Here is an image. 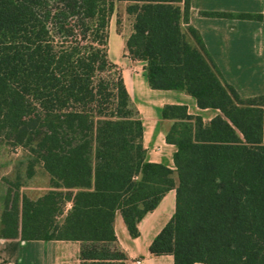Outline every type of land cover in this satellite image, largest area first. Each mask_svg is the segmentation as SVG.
I'll return each mask as SVG.
<instances>
[{
	"label": "trees",
	"instance_id": "1",
	"mask_svg": "<svg viewBox=\"0 0 264 264\" xmlns=\"http://www.w3.org/2000/svg\"><path fill=\"white\" fill-rule=\"evenodd\" d=\"M116 1L132 17L126 54L146 61L150 86L221 111L205 121L184 104L163 106L174 169L146 160L138 108L109 57ZM189 17L190 0H0V143L30 152L29 176L35 161L49 176L36 198L20 183L9 188L0 237L76 239L80 264H130L116 212L136 237L175 188L152 254H172L174 264H264V93L244 97L224 78Z\"/></svg>",
	"mask_w": 264,
	"mask_h": 264
},
{
	"label": "crops",
	"instance_id": "2",
	"mask_svg": "<svg viewBox=\"0 0 264 264\" xmlns=\"http://www.w3.org/2000/svg\"><path fill=\"white\" fill-rule=\"evenodd\" d=\"M124 2L126 4V1ZM205 11L264 14V0H190L188 23L200 32L222 75L242 96L263 94L264 19L213 16L203 14ZM131 30L132 25L128 32L119 31L115 27L116 55L115 58L110 56L108 41L109 57L120 67L126 87L138 108L143 125L146 160L160 162L174 169L177 145L166 140V128L171 120L163 118V106L184 104L189 113L201 115L205 121H209L221 111L214 107H199L196 98L184 90L152 88L145 69L146 61L133 59L126 54V38ZM69 203L67 208L71 205ZM175 209L176 190L172 188L166 192L159 204L139 221L140 234L136 237L130 235L120 211L116 212V235L130 264H174L172 254L154 255L149 247L155 236L172 218ZM1 210L2 207L0 222ZM80 250L81 241L76 239L0 237V264H80Z\"/></svg>",
	"mask_w": 264,
	"mask_h": 264
},
{
	"label": "rangeland",
	"instance_id": "3",
	"mask_svg": "<svg viewBox=\"0 0 264 264\" xmlns=\"http://www.w3.org/2000/svg\"><path fill=\"white\" fill-rule=\"evenodd\" d=\"M125 7V2L116 1L110 19L109 53L114 58L116 55L115 27L119 31L128 32L132 25V17L126 13ZM34 159L30 152L22 146L13 147L0 143V208L5 194L9 188L15 189L16 183H20L21 191L31 197H37L48 190L49 176L43 170L41 163L35 161L31 167L34 170L33 174L31 176L27 174Z\"/></svg>",
	"mask_w": 264,
	"mask_h": 264
},
{
	"label": "built area",
	"instance_id": "4",
	"mask_svg": "<svg viewBox=\"0 0 264 264\" xmlns=\"http://www.w3.org/2000/svg\"><path fill=\"white\" fill-rule=\"evenodd\" d=\"M70 204V203H69Z\"/></svg>",
	"mask_w": 264,
	"mask_h": 264
}]
</instances>
